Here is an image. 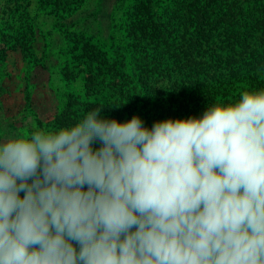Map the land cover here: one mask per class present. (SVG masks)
Listing matches in <instances>:
<instances>
[{"label":"clouds","instance_id":"obj_1","mask_svg":"<svg viewBox=\"0 0 264 264\" xmlns=\"http://www.w3.org/2000/svg\"><path fill=\"white\" fill-rule=\"evenodd\" d=\"M103 110L0 138V264H264V89L151 127Z\"/></svg>","mask_w":264,"mask_h":264},{"label":"trees","instance_id":"obj_2","mask_svg":"<svg viewBox=\"0 0 264 264\" xmlns=\"http://www.w3.org/2000/svg\"><path fill=\"white\" fill-rule=\"evenodd\" d=\"M61 1L55 26L63 46L40 66L54 62L59 70L49 85L61 92L63 105L29 126L7 128L11 136L74 124L98 106L104 118L140 115L151 127L202 116L214 102L264 89V0H159L157 9L153 0H101L97 13L85 10L89 0ZM26 13H16L23 25L2 50L1 67L12 51L22 53L30 69L36 66Z\"/></svg>","mask_w":264,"mask_h":264},{"label":"rangeland","instance_id":"obj_3","mask_svg":"<svg viewBox=\"0 0 264 264\" xmlns=\"http://www.w3.org/2000/svg\"><path fill=\"white\" fill-rule=\"evenodd\" d=\"M97 1L101 2V0H89L85 10L88 13H97L99 4H96ZM113 1L108 0V3ZM61 2V0H0V60L3 56L2 50L8 49L13 44L11 39L16 37L17 30L23 25L22 19L16 14L22 11L27 12L26 15L30 19L29 27L33 29L28 45L37 49L36 66L33 69L23 61L22 53L13 51L9 52L10 56L3 67L0 66V126L4 127L0 138L11 136L7 128L14 125L17 128L29 126L36 117L45 119L52 115L58 106L63 105V101L60 100L61 92L49 85V79L57 77L59 70L54 68V62H48L49 67L46 68L40 66L45 59H48L52 53H58L63 46L61 30L55 26L59 13L56 9ZM153 2L157 9L159 0ZM102 26L104 29L107 27L104 20ZM3 29L6 32L10 31V34L8 36L3 34ZM50 31H52L51 35L44 43L43 37ZM4 41L8 44L6 48L3 46ZM85 74L82 72L80 76L83 77ZM27 92L30 94L26 95Z\"/></svg>","mask_w":264,"mask_h":264}]
</instances>
